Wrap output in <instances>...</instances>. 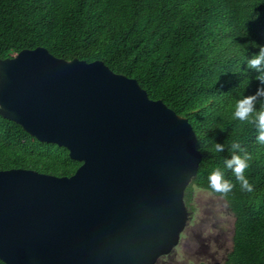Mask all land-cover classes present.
Instances as JSON below:
<instances>
[{
	"label": "water",
	"instance_id": "water-1",
	"mask_svg": "<svg viewBox=\"0 0 264 264\" xmlns=\"http://www.w3.org/2000/svg\"><path fill=\"white\" fill-rule=\"evenodd\" d=\"M0 114L82 163L71 177L0 171L1 261L157 264L175 251L202 160L187 118L103 61L44 47L0 59Z\"/></svg>",
	"mask_w": 264,
	"mask_h": 264
},
{
	"label": "trees",
	"instance_id": "trees-1",
	"mask_svg": "<svg viewBox=\"0 0 264 264\" xmlns=\"http://www.w3.org/2000/svg\"><path fill=\"white\" fill-rule=\"evenodd\" d=\"M257 46H264V0H0V59L44 47L67 61H103L189 120L202 160L185 203L192 207L196 189L227 202L235 221L226 264H264V144L232 115L236 100L259 87L246 65ZM214 141L225 144L223 153L211 151ZM233 141L252 156L251 192L224 167ZM81 165L0 114V171L71 177ZM216 167L235 184L226 197L209 187Z\"/></svg>",
	"mask_w": 264,
	"mask_h": 264
},
{
	"label": "clouds",
	"instance_id": "clouds-1",
	"mask_svg": "<svg viewBox=\"0 0 264 264\" xmlns=\"http://www.w3.org/2000/svg\"><path fill=\"white\" fill-rule=\"evenodd\" d=\"M257 47L259 51L247 58L246 65L249 70L257 74L255 79L259 81V87L255 94L246 95L236 100L232 115L235 120L253 125L258 143L264 144V46ZM211 151L223 153L225 144L214 141ZM230 151V158H225L223 161L224 167L232 171L242 191L251 192L253 185L245 175L250 166L251 154L246 152L239 141L232 142ZM207 179L209 187L214 192L221 194L222 197H226L235 188V184L225 178L224 170L220 167L212 169Z\"/></svg>",
	"mask_w": 264,
	"mask_h": 264
},
{
	"label": "flooded vegetation",
	"instance_id": "flooded-vegetation-1",
	"mask_svg": "<svg viewBox=\"0 0 264 264\" xmlns=\"http://www.w3.org/2000/svg\"><path fill=\"white\" fill-rule=\"evenodd\" d=\"M211 204L214 207L216 206V203L213 200H211ZM191 205L192 207H188L191 213V220L189 221V224L186 227L185 231L182 233L180 244L174 252L176 253L178 248L183 244L184 257H189L191 259V262H194V264H226L229 254L232 250V246H230L229 241L231 240L233 244V237H225L224 231H222L223 233L221 236H218L215 233L205 236L203 234V229H198L194 225H191L196 221L197 218H199V211L196 202L191 203ZM226 208L232 212L228 204ZM208 219L206 220V222H208ZM209 220L211 221V219ZM174 252L168 256L162 257L157 264H171V262L173 261L171 259V256L172 254H175Z\"/></svg>",
	"mask_w": 264,
	"mask_h": 264
},
{
	"label": "rangeland",
	"instance_id": "rangeland-1",
	"mask_svg": "<svg viewBox=\"0 0 264 264\" xmlns=\"http://www.w3.org/2000/svg\"><path fill=\"white\" fill-rule=\"evenodd\" d=\"M211 200L216 203L214 207L211 204ZM194 202L197 204L199 218L196 219L194 225L198 229H203V234L206 236L215 233L218 236L222 235L224 231L225 237H233V227L235 216L227 207V203L223 198L216 197L208 191L196 189L194 190ZM211 219V221L209 219ZM208 219V222L206 220ZM194 227V228H195ZM220 230V231H219ZM195 238V237H194ZM186 241V240H185ZM230 246H232L231 240L229 241ZM185 244V243H184ZM184 247L183 244L178 248L177 254H172L171 259L173 260L171 264H194L191 262L189 257H184ZM169 264V263H168Z\"/></svg>",
	"mask_w": 264,
	"mask_h": 264
}]
</instances>
